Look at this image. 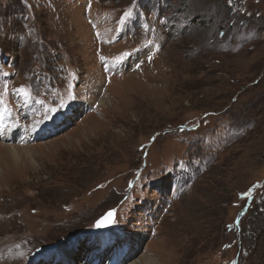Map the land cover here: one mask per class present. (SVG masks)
<instances>
[{
    "label": "rangeland",
    "instance_id": "374dc122",
    "mask_svg": "<svg viewBox=\"0 0 264 264\" xmlns=\"http://www.w3.org/2000/svg\"><path fill=\"white\" fill-rule=\"evenodd\" d=\"M0 264H264V0H0Z\"/></svg>",
    "mask_w": 264,
    "mask_h": 264
},
{
    "label": "snow or ice",
    "instance_id": "6c2138e0",
    "mask_svg": "<svg viewBox=\"0 0 264 264\" xmlns=\"http://www.w3.org/2000/svg\"><path fill=\"white\" fill-rule=\"evenodd\" d=\"M128 15H129V13H125V14H124L125 17H127ZM123 19H124V17H122L121 22H123ZM101 59H103V57H101ZM149 60H151V57H149ZM137 67H139V65H137ZM17 91H18V93H20V94H22L24 97H26V101H25V102H27V99H28V98H31V97L29 96V93H28L23 87H21V88L18 89ZM38 102H39V101H38ZM55 111H56V109H54V108L46 109V111H45V118H47V114H48L49 112H55ZM113 217H114V210H111V211H109L108 213H106V214H105L100 220H98V221L96 222V227H103V226H105L106 224L111 223V222L113 221Z\"/></svg>",
    "mask_w": 264,
    "mask_h": 264
},
{
    "label": "water",
    "instance_id": "95a60500",
    "mask_svg": "<svg viewBox=\"0 0 264 264\" xmlns=\"http://www.w3.org/2000/svg\"><path fill=\"white\" fill-rule=\"evenodd\" d=\"M113 219H114V217H113ZM111 223H112V222H111ZM111 223H108V224H106V225L103 226V227H97V228L100 229V230H103V231L108 230V229L110 228ZM95 225H96V224H95Z\"/></svg>",
    "mask_w": 264,
    "mask_h": 264
},
{
    "label": "bare ground",
    "instance_id": "6f19581e",
    "mask_svg": "<svg viewBox=\"0 0 264 264\" xmlns=\"http://www.w3.org/2000/svg\"><path fill=\"white\" fill-rule=\"evenodd\" d=\"M144 52H145V51H144ZM146 53H147V52H146ZM117 66H118V65H117ZM133 66H134V63H133V65H132L130 68L133 69V68H134ZM139 66H140V64H139ZM136 68H138V67H136ZM121 69H122V71H124V68H123L122 66H121ZM99 103H100V102H99ZM4 133H5V132H4ZM10 135H11V134H10ZM15 135H16V134H15ZM31 136H32V135H31ZM9 138H10V136L8 135V136H7V139H9ZM7 139H6V140H7ZM9 141H10V140H9Z\"/></svg>",
    "mask_w": 264,
    "mask_h": 264
},
{
    "label": "trees",
    "instance_id": "16d2710c",
    "mask_svg": "<svg viewBox=\"0 0 264 264\" xmlns=\"http://www.w3.org/2000/svg\"><path fill=\"white\" fill-rule=\"evenodd\" d=\"M221 36L223 35V33L220 34Z\"/></svg>",
    "mask_w": 264,
    "mask_h": 264
}]
</instances>
